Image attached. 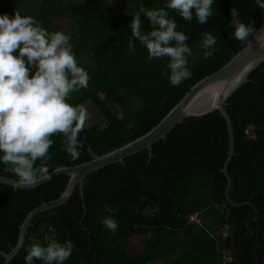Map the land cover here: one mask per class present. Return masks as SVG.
I'll list each match as a JSON object with an SVG mask.
<instances>
[{"label": "trees", "instance_id": "trees-1", "mask_svg": "<svg viewBox=\"0 0 264 264\" xmlns=\"http://www.w3.org/2000/svg\"><path fill=\"white\" fill-rule=\"evenodd\" d=\"M165 3L0 0V14L17 11L34 17L49 32L71 33L73 52L90 80L87 89L72 93L68 102L80 106L90 101L106 119L104 126L84 127L76 160L64 151L63 136H52L49 173L92 161L90 150L102 156L151 131L191 87L245 47L233 35L231 9L257 30L264 14L255 0H216L213 15L201 25L195 15L187 21L166 9L192 49V76L173 87L161 75L168 58L148 60L129 27L141 6L159 9ZM141 28L151 30L143 14ZM204 32L217 41L207 60L202 58ZM130 40L135 53L128 49ZM225 109L234 130L235 155L230 160L228 126L219 112L185 120L154 144L151 158L144 150L96 171L87 177L83 196L77 187L67 203L37 215L23 249L9 264H24L25 248L34 241L46 244L47 236L73 243L65 264H264V63L228 99ZM226 164L232 182L228 193ZM0 177L16 180L3 164ZM68 182V176L60 175L33 189L0 183L1 252H11L28 215L60 198ZM148 209L154 211L146 214ZM103 217L117 222L115 233L103 226Z\"/></svg>", "mask_w": 264, "mask_h": 264}, {"label": "clouds", "instance_id": "clouds-1", "mask_svg": "<svg viewBox=\"0 0 264 264\" xmlns=\"http://www.w3.org/2000/svg\"><path fill=\"white\" fill-rule=\"evenodd\" d=\"M255 2L264 9V0ZM214 3L216 0H166L159 9L141 6L132 17L131 35L147 50L148 60L168 58L167 70L161 75L173 87L191 78L188 57L192 49L186 43L189 37L177 31L175 18L167 10L187 21L195 15L203 25L213 15ZM141 14L151 28L147 33L141 28ZM231 16L235 39L247 44L257 29L253 22H242L237 9H231ZM202 38V58L207 60L214 55L212 46L217 41L210 32L202 33ZM70 40L62 31L49 32L30 15L17 11L0 14V164L16 177L14 187H34L50 178L47 162L54 135L63 136L64 151L73 160L80 156L79 135L87 115L83 107L68 101L72 93L87 89L90 76L78 63ZM128 49L136 52L131 40ZM101 223L113 233L118 229L111 217H103ZM45 240L46 244L34 241L25 248L24 264H34V260L65 264L73 243H60L52 236Z\"/></svg>", "mask_w": 264, "mask_h": 264}, {"label": "water", "instance_id": "water-1", "mask_svg": "<svg viewBox=\"0 0 264 264\" xmlns=\"http://www.w3.org/2000/svg\"><path fill=\"white\" fill-rule=\"evenodd\" d=\"M263 63L264 14L259 29L245 47L242 48V50L221 69L205 77L191 87L183 99L173 107L158 125L152 128V130L144 136L102 156H96L90 150L92 161L75 167L58 168L49 173V179L43 180L34 187H14L15 179L0 177V183L13 186L15 189H33L60 175H66L69 177L67 188L60 198L41 205L28 215L20 227L18 243L12 248L11 252L3 253L0 251L5 258L4 264H9L21 252L25 245L28 229L32 226V221L37 215L67 203L75 193L77 187L80 189V193L83 196L85 181L87 177L94 172L112 164L123 163L128 157L144 150L148 151L149 157L151 158L153 155L154 144L164 140L173 129L185 120L202 119L215 112H219L225 118L228 126L230 138V160L235 155V142L232 121L225 109L227 101L237 90L249 82L251 74ZM224 173L228 178V193L232 182L228 175L227 164L224 168Z\"/></svg>", "mask_w": 264, "mask_h": 264}, {"label": "rangeland", "instance_id": "rangeland-1", "mask_svg": "<svg viewBox=\"0 0 264 264\" xmlns=\"http://www.w3.org/2000/svg\"><path fill=\"white\" fill-rule=\"evenodd\" d=\"M68 33L66 32L65 34L70 36L71 33L69 34ZM80 106L85 109L86 115H87L84 127L91 128L93 126H104L105 125L106 119L104 115L90 101H86L82 103ZM153 211L154 210L152 209H148L146 214H149V213L151 214ZM191 220H196V217H193ZM225 262H227V260H225Z\"/></svg>", "mask_w": 264, "mask_h": 264}]
</instances>
